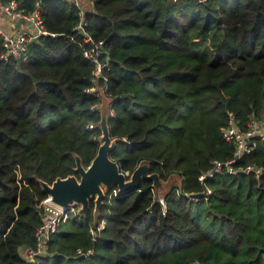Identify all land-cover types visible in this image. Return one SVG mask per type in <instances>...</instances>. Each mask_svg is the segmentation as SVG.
Listing matches in <instances>:
<instances>
[{
    "label": "trees",
    "instance_id": "obj_1",
    "mask_svg": "<svg viewBox=\"0 0 264 264\" xmlns=\"http://www.w3.org/2000/svg\"><path fill=\"white\" fill-rule=\"evenodd\" d=\"M17 2L34 9L35 0ZM40 3L47 32L24 55L0 58V264H264V139L234 164L262 166L259 179L225 169L198 179L232 156L222 136L228 111L242 127L264 117V0H91L87 29L108 50L113 115L91 108L94 64L73 30L77 8ZM104 115L122 171L146 164L179 183L163 205L142 179L97 214L93 200L86 215L66 209L30 259L48 196L41 182L78 176L76 157L87 166L95 156ZM204 185L206 197L186 196Z\"/></svg>",
    "mask_w": 264,
    "mask_h": 264
},
{
    "label": "built area",
    "instance_id": "obj_2",
    "mask_svg": "<svg viewBox=\"0 0 264 264\" xmlns=\"http://www.w3.org/2000/svg\"><path fill=\"white\" fill-rule=\"evenodd\" d=\"M69 4H72L77 8L78 21L73 27L75 32L82 34L83 41L86 45L82 49V55L91 60L94 64L92 71L93 84L87 91L92 92L98 98V102L93 104L91 108H97L102 112L104 106L103 101H106V112L103 114L113 115L114 111L110 108V100L113 97L110 91H108L107 75L106 70L109 67V54L108 50L104 46L102 39L95 38L87 29L88 20L86 19L85 12L88 9H92L91 0H66ZM205 2L206 0H198ZM40 0H35L34 9L29 13H24L23 10L19 9L17 0H6L5 2L0 0V12L5 15L10 21L13 27L16 25L18 19H22L21 23L24 26H16L13 31H5L0 28V35L2 40L3 52L0 54V58L6 60L11 55H24L27 50V45L31 39H36L40 34H45L47 31L43 25V18L40 12ZM106 116V115H105ZM94 123H89L88 127H93ZM222 136L226 141L234 144V150L232 156L222 161L219 159H213L211 168L201 173L198 179L204 183L205 179L212 177L215 173L225 169L228 173H235L236 171L242 170L244 173H252L256 179L261 177L262 166L257 167L253 163H247L241 168H236L234 164L239 160L244 153L251 152L258 144V139H264V117H250L245 122V127H242L236 115L232 111H228V118L226 125L222 129ZM177 193L180 192L176 189ZM204 196L206 197L211 193V188L204 185ZM118 189H112L107 197L117 195ZM155 193V191H154ZM191 193H186V196L190 198ZM159 203L164 204V198L158 196L156 198ZM192 199V198H190ZM41 207V224L37 227L34 236L38 241V249L36 251L28 250L27 254L31 259L34 254L39 251H43L45 244L50 238V234L56 229L62 218L64 217L65 209L55 203L48 195L42 199L39 203ZM80 208V207H79ZM76 212L77 215H82ZM71 209H73L71 207ZM74 210V209H73ZM75 213V212H74ZM103 226V222L97 226L98 231ZM95 230L91 229L90 233L94 239ZM42 249V250H41ZM91 249H86L85 254L91 253ZM78 254L82 253L81 249L77 250Z\"/></svg>",
    "mask_w": 264,
    "mask_h": 264
},
{
    "label": "water",
    "instance_id": "obj_3",
    "mask_svg": "<svg viewBox=\"0 0 264 264\" xmlns=\"http://www.w3.org/2000/svg\"><path fill=\"white\" fill-rule=\"evenodd\" d=\"M22 19H18L16 24ZM101 143L95 156L87 166L82 165L80 158L76 157L74 171L78 175H69L65 178H56L52 183L42 181L41 186L51 199L60 204L65 210L80 204L79 212L86 215L89 211L90 201H94V208L98 210L106 195L114 188L119 193L132 191L138 187L142 179H151L153 185L159 184V177L150 172L146 164L138 165L128 176L122 171L110 153L115 141L110 137L106 117L100 120ZM204 196V192L190 194V198L197 199Z\"/></svg>",
    "mask_w": 264,
    "mask_h": 264
},
{
    "label": "rangeland",
    "instance_id": "obj_4",
    "mask_svg": "<svg viewBox=\"0 0 264 264\" xmlns=\"http://www.w3.org/2000/svg\"><path fill=\"white\" fill-rule=\"evenodd\" d=\"M102 106H104V108L102 109V112L105 113L106 112V101H103ZM75 175V174H73ZM78 177V176H77ZM179 183V178L177 176H172L168 181H159V184L155 185L154 191H155V196L156 198H158V196H162L163 193L170 187L172 186L171 184H178ZM80 207V204H77L75 206H73L72 208L74 209V214H76V212L78 211V208ZM78 213V212H77ZM80 213V212H79ZM94 214H97L96 210H93ZM81 214V213H80ZM95 219V218H94Z\"/></svg>",
    "mask_w": 264,
    "mask_h": 264
},
{
    "label": "crops",
    "instance_id": "obj_5",
    "mask_svg": "<svg viewBox=\"0 0 264 264\" xmlns=\"http://www.w3.org/2000/svg\"><path fill=\"white\" fill-rule=\"evenodd\" d=\"M16 26L18 27V26H24V25L20 22L19 25L16 24L15 27H13L11 24V21L0 12V28H2L5 31H12V30L14 31L15 28H17ZM98 210H96V212H98Z\"/></svg>",
    "mask_w": 264,
    "mask_h": 264
},
{
    "label": "clouds",
    "instance_id": "obj_6",
    "mask_svg": "<svg viewBox=\"0 0 264 264\" xmlns=\"http://www.w3.org/2000/svg\"><path fill=\"white\" fill-rule=\"evenodd\" d=\"M104 116H105V115H104ZM102 117H103V116H102ZM105 117H106V116H105ZM99 126H100V124H99ZM127 172H128V171H127ZM128 173H129V172H128ZM128 176H129V174H128ZM106 197H107V195H106ZM106 197H105V198H106ZM94 210H95V208H94ZM101 223H102V222H100V224H101Z\"/></svg>",
    "mask_w": 264,
    "mask_h": 264
}]
</instances>
